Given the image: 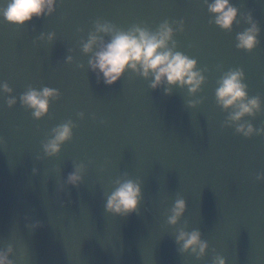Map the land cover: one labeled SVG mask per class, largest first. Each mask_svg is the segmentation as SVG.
Returning <instances> with one entry per match:
<instances>
[{
  "label": "water",
  "instance_id": "obj_1",
  "mask_svg": "<svg viewBox=\"0 0 264 264\" xmlns=\"http://www.w3.org/2000/svg\"><path fill=\"white\" fill-rule=\"evenodd\" d=\"M231 2L261 28L251 53L236 47L237 33L248 25L241 20L232 32L220 29L203 0H59L52 17L24 28L0 19V84L7 82L18 100L9 108L0 92L6 141L0 145V250L15 247L16 264H212L216 255L228 264H264V182L256 179L264 173V136L247 139L224 127L227 113L215 98L222 74L243 69L249 96L264 101V0ZM97 20L153 31L183 21L185 31L174 39L178 51L208 69L196 97L203 103L191 109L187 90L177 87L168 96L131 72L113 87L97 83L79 46ZM51 32L54 44L38 43ZM45 86L61 99L36 120L19 98L29 87ZM68 120L77 125L73 140L59 157H46L42 144ZM247 122L264 127V115ZM78 163L88 172L75 188L66 180ZM125 174L143 181L144 200L139 214L113 216L105 211V194ZM178 197L187 202L178 228L198 229L210 246L203 260L178 252V228L167 224ZM33 223L41 227L31 230Z\"/></svg>",
  "mask_w": 264,
  "mask_h": 264
},
{
  "label": "clouds",
  "instance_id": "obj_2",
  "mask_svg": "<svg viewBox=\"0 0 264 264\" xmlns=\"http://www.w3.org/2000/svg\"><path fill=\"white\" fill-rule=\"evenodd\" d=\"M59 0H4L0 6V19L18 28H24L34 20L52 17L56 12ZM208 13L214 23L226 32H232L234 26H239L241 20L248 25L242 32L237 33L236 47L240 51L253 52L260 44L259 37L261 28L251 12L241 14L231 0H203ZM183 21H165L153 31L146 26L134 25L124 30L115 24L97 20L94 30L88 33L87 39L80 40V51L89 57L88 70L95 74L97 83L113 87L121 82L128 73L149 81L152 90L163 88L165 95L171 96L174 88L187 90L192 99L187 102L191 109L197 108L203 103L196 99L207 83L205 73L207 68L201 70L198 61L178 51V45L174 39L177 32L184 33ZM57 37L54 32L41 33L38 43L52 45ZM74 53V49H68ZM66 63H75L74 55L66 57ZM78 67L83 70L84 65ZM246 76L243 69H231L224 72L217 81L215 98L217 105L227 113L224 127L234 128L238 135L251 139L255 135L264 136V127L257 129L248 118L255 119L258 115H264V101L260 96L250 97L249 89L245 83ZM0 92L7 94V106L14 108L18 100L13 95V89L7 82L0 84ZM58 90L42 87H29L20 98L19 103L32 112L33 118L42 120L50 114V108L54 101L61 99ZM81 120L85 119L83 112L78 113ZM95 119V117H94ZM106 124V121H101ZM77 125L68 120L51 130L50 137L42 144L43 153L48 158L59 157L63 146L74 138V129ZM6 143L0 137V145ZM39 160L40 157H37ZM34 174H38L33 169ZM88 172L87 165L83 163L74 164V170L66 180V184L79 188L84 183V177ZM257 181L264 182V173L256 177ZM59 190H65L64 185ZM144 200L143 181L132 179L127 174L117 178L109 192L105 194V211L113 216L127 217L139 214ZM187 212V202L183 197H178L170 213L167 216V224L172 228H178L181 220ZM35 230L41 225L33 223L28 225ZM175 241L178 252L181 255L195 257L203 260L209 252V244L203 238L198 229L191 231L178 228L175 233ZM16 255V248L8 245L6 249L0 250V264H16L11 257ZM212 264H228L227 260L220 255L213 257Z\"/></svg>",
  "mask_w": 264,
  "mask_h": 264
}]
</instances>
